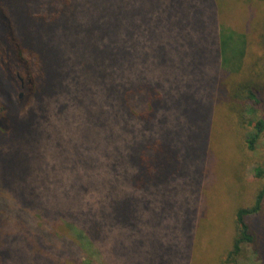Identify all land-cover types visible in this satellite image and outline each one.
Masks as SVG:
<instances>
[{
    "label": "trees",
    "instance_id": "trees-1",
    "mask_svg": "<svg viewBox=\"0 0 264 264\" xmlns=\"http://www.w3.org/2000/svg\"><path fill=\"white\" fill-rule=\"evenodd\" d=\"M214 2L192 0L188 7L179 6L181 12L175 6L172 22L184 57L188 53L195 70L186 69L184 79L172 85L143 73L127 78L122 65L117 64L109 27L80 33L87 36L80 44H91L90 63L97 64V68H80L67 50L57 51L69 37L70 29H76L77 0H0V69L5 73L3 83L9 85H3L0 95L4 103L5 96L10 101L9 106H1L0 144L12 145L23 155L10 165L22 187L47 188L39 182V159L43 158L37 157V149L44 147L46 151L51 146L41 136L50 120L49 101L54 100L52 113L58 118L55 121H60L58 94L80 88L79 77L87 76L86 79L97 80L103 107L116 111L115 123L130 132L141 130L144 139L128 148L134 163L125 168L129 174L121 191L104 192L96 204L87 199L86 207L92 211L96 205H115V214L122 219L117 226L121 229L133 215L130 200L150 194L153 203L148 210L163 208V213L155 218L165 234L180 235L184 229L194 235L197 219L206 216L211 206L207 191L216 181L213 169L218 157L210 144L212 114L229 115L238 124L250 126L249 133L239 138L236 145L231 144L226 153L231 154L230 176L238 182V170L247 162L249 152L256 153L264 132V120L256 116L264 90V11L253 22L250 19L247 32H242L221 20L223 11L216 12ZM237 37L239 55L231 66L225 55ZM192 40L195 45L191 47L188 42ZM127 57L124 48L119 60ZM251 60L255 62L246 67ZM241 61L245 63L240 65ZM116 71L119 76L114 75ZM20 82L27 94L22 109L21 100L14 97ZM219 97L224 98L225 104L218 101ZM30 101L36 105L32 107ZM15 104V112L10 115ZM29 108L34 112H28ZM216 108H223L224 113ZM22 118L33 123L29 129L24 130ZM74 163L79 164L73 160ZM3 168L0 162V264H115L105 255L104 235L94 219H84L86 216L71 210L57 220L55 211L42 202L47 199L42 190H38L37 197L29 188L23 193L19 188L14 190L16 180L5 179L8 184L2 177ZM254 174L260 183L251 203L240 201L233 207L234 234L230 248L222 255V264H238L249 248L258 264H264V168L258 162ZM230 176L227 174L224 179ZM107 214L112 216L110 210ZM258 215L254 227L251 221ZM167 217L173 221L163 222ZM40 250L46 252L45 259H35L31 254Z\"/></svg>",
    "mask_w": 264,
    "mask_h": 264
},
{
    "label": "rangeland",
    "instance_id": "rangeland-1",
    "mask_svg": "<svg viewBox=\"0 0 264 264\" xmlns=\"http://www.w3.org/2000/svg\"><path fill=\"white\" fill-rule=\"evenodd\" d=\"M214 1L215 11H223L220 15L221 20L237 31L247 32L250 19L253 22L264 11V0ZM191 2L192 0H77L79 16L76 17V29H70L69 37L57 51L67 50L70 58L77 61L80 68L85 70L88 67L97 68V64L90 63V60H93L91 44L81 45L87 36L82 37L80 33L90 28L96 27L99 32V28L109 27L113 34L112 44L114 53L117 54V64L122 65L127 78L143 73L149 78L168 81L173 85L184 79L182 75H185L186 69H190V72L195 70L188 53H186L188 57H184L177 28L172 22L176 12L175 6L177 9L180 5L188 7ZM181 11L180 7L177 12ZM188 43L191 47L195 45L194 40ZM124 48L128 57L119 60ZM239 49L240 41L237 37L236 41L231 42L225 55L231 66H234L238 59ZM243 62L241 61L240 65ZM253 62L255 61L251 60L245 66L248 67ZM4 74L0 69V89L3 85L9 88V85L3 83ZM114 75L119 76L118 71ZM86 77H79L80 88L58 94L57 112L60 113L58 116L60 121H55L58 118L52 113L55 108L54 100L49 101L50 120L46 121L41 136L51 146L46 151L44 147L42 150L37 149V157L43 158L39 159L42 177L39 182L47 188L22 187L23 183L17 180L18 177L12 173L10 165L23 155L12 145L1 143L0 162L4 164L3 179H15L16 185L13 188L14 190L19 188L20 193L29 188L37 197L38 190H42L47 197L42 202L55 211L57 220L71 210L75 211V214L86 216L84 219H94L93 223L104 235L105 255L115 264H222V255L230 248L234 234L233 207L238 206L240 201L249 205L260 183L255 177L254 166L255 162H258L264 168V132L257 143L256 153L249 152L247 162L238 170L240 176L238 182L236 177L230 176L228 167L232 165V160L229 159L231 154L226 153L232 147L231 144L249 133L250 126L243 122L242 125L238 124L237 120L229 118V115L221 117L222 114L214 112L209 124L212 128L210 144L219 158L213 169L216 181L208 188V198L212 203L206 216L197 219L195 234L190 236L184 229L180 230V235L165 234L167 232H163L156 223V218L163 213V208L148 210L153 203L150 194L145 197L139 196L138 200L135 198L130 200L133 215L126 223L125 227H128V230L125 231V227L121 229L117 227L122 219L115 214V205L111 204L108 207L96 205L89 211L86 201L91 199V202L96 204L104 192L121 191L123 181H127L129 174L125 168L134 163V157L129 154L128 148L136 147L143 141V132L141 130L130 132L129 128L115 123L116 111L103 107L100 86L95 84L97 80ZM182 84H185V81H182ZM14 97L18 101L21 100L22 109V101L27 97L23 82L20 88H17ZM5 98L6 103L0 95V112L2 105H10L9 98L6 96ZM32 98L34 99V96ZM260 98L262 100L258 104L256 116L264 120V90ZM223 99L219 97L218 101L225 104ZM30 103L32 107L36 105L32 101ZM226 104L229 106L230 103ZM26 107L24 109H27ZM15 108L16 104L12 106L10 115L14 114ZM216 109H221L224 113L223 108ZM30 110L32 111L29 108L28 112ZM21 121L24 130L33 124L23 118ZM73 160L79 164H73ZM227 174L230 178L224 179ZM5 181L9 184L7 180ZM34 203L39 204L37 201ZM109 210L112 216L107 214ZM258 218L259 215L254 216L251 221L254 227L258 224ZM169 220L172 222L173 218L167 217L163 222L169 223ZM251 250V248L245 250V256L239 258L238 264L259 263ZM172 252H175V257L171 255ZM31 254L35 259L40 256L46 258V252L42 250Z\"/></svg>",
    "mask_w": 264,
    "mask_h": 264
}]
</instances>
